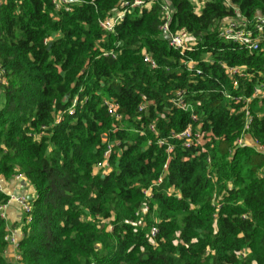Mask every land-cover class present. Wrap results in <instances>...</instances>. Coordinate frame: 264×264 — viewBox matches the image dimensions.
Masks as SVG:
<instances>
[{
  "label": "trees",
  "instance_id": "1",
  "mask_svg": "<svg viewBox=\"0 0 264 264\" xmlns=\"http://www.w3.org/2000/svg\"><path fill=\"white\" fill-rule=\"evenodd\" d=\"M78 1L70 11H55L52 0L0 5L7 80L0 84V178L22 175L35 189L31 220L21 222L22 264H264V154L236 144L245 135L264 146V99L253 97L264 87V38L251 52L219 37L234 7L252 20L264 0H211L200 14L190 0H159L127 15L115 33L100 20L124 0ZM164 3L173 9L171 29L193 34L195 51L180 54L160 31ZM109 51L116 57L103 55ZM189 60L200 75L187 69ZM222 63L244 67L245 77L229 75ZM178 89L210 141L186 149L172 140L166 180L141 221L144 190L167 162L158 140L192 122L172 105ZM105 99L117 101L121 122ZM109 141L118 143L111 169L94 174ZM170 188L181 197L168 196ZM8 200L0 189V206ZM155 217L160 232L152 241ZM7 228L0 213V264H13L3 257Z\"/></svg>",
  "mask_w": 264,
  "mask_h": 264
},
{
  "label": "built area",
  "instance_id": "2",
  "mask_svg": "<svg viewBox=\"0 0 264 264\" xmlns=\"http://www.w3.org/2000/svg\"><path fill=\"white\" fill-rule=\"evenodd\" d=\"M211 0H190L194 6V11L197 14H200L206 5L207 2ZM79 2L78 0H52L55 11L60 10H71V4ZM159 2V0H124L120 7L115 9L108 17L100 20V26L106 33H115L116 27L121 24V22L127 17V15L134 12L136 9L150 8L153 4ZM226 4L229 5L230 0H224ZM6 0H0V5L5 4ZM162 24L160 26V31L168 37L170 46L179 51L180 54H185L186 52L195 51L196 38L191 34L187 29L181 28L173 31L171 29V22L173 19V9L168 4H162ZM235 9V17L226 18L222 20L219 24V37L226 42L240 44L247 48L249 51L253 52L259 49L260 44L264 38V12L256 15L252 20H249L243 17L240 14L238 8ZM49 40L46 39L45 43L48 44ZM122 45L121 42L116 43V48H119ZM104 56L116 57L115 51L104 52ZM144 61L149 65L151 69H157L158 63L149 53H144ZM197 62L195 60H189L185 62V65L189 71L195 72V74L200 75L201 70L197 68ZM222 67L226 70L229 75H239L240 77H245V68L241 66H227L222 63ZM2 72L0 71V79ZM228 95V94H227ZM186 92L182 89L175 91L174 97L172 99V105L177 109L187 111L191 113L192 122L182 131L172 130L166 138L159 139L158 145L165 147L167 153V162L164 165V173L159 177L154 184L144 190L145 198L147 202L143 204L137 216L141 218V221H144L143 216L150 212V204L148 201L152 198L154 189L160 187L166 180L169 161L172 158V155L175 151L176 145L172 140L181 142L182 146L186 149L192 148H204L205 145L210 141L209 133H205L200 126L195 127L194 124L198 121V116L194 112V109L190 103L186 101ZM228 97H231L228 95ZM254 98L264 99V87L262 85H257L253 92ZM241 99V98H240ZM238 98L237 101H240ZM78 104V99L75 98L73 105L71 107V113H74V108ZM103 106H105L108 114L114 118V120L121 122L123 115L119 110V104L113 99H105L103 101ZM141 110L144 109V106H141ZM150 130L152 132L156 131L155 125H150ZM117 128L114 129L116 131ZM237 146L242 147L245 145H254L264 154V146L255 144L254 141L247 142L245 135H242L236 141ZM118 143L109 141L107 143L106 150L103 155V159L95 165L94 174L100 172H106L111 169V156L115 152V148ZM96 172V173H95ZM14 178L24 179L22 175H17ZM0 189L3 191L1 184ZM168 196H177L181 197V194L175 188H170L167 192ZM0 206L1 216L6 219L5 210L7 205L10 202ZM24 218L27 222L31 220V211L32 206L30 200L26 197H21L17 199ZM160 219L157 217L154 218L152 226L150 229V238L152 241H155L160 232L159 230ZM8 233L5 237L6 246L3 251V257L13 264H22V254L20 251V240L23 236L21 227L11 228L8 227Z\"/></svg>",
  "mask_w": 264,
  "mask_h": 264
},
{
  "label": "crops",
  "instance_id": "3",
  "mask_svg": "<svg viewBox=\"0 0 264 264\" xmlns=\"http://www.w3.org/2000/svg\"><path fill=\"white\" fill-rule=\"evenodd\" d=\"M3 102V94L0 91V106ZM247 139L249 140L250 138L247 137ZM0 184L3 192L11 199L5 210L7 227L19 229L24 219V214L17 199L26 197L29 200L31 197L32 200L35 197L34 186L27 179L18 178H0Z\"/></svg>",
  "mask_w": 264,
  "mask_h": 264
},
{
  "label": "rangeland",
  "instance_id": "4",
  "mask_svg": "<svg viewBox=\"0 0 264 264\" xmlns=\"http://www.w3.org/2000/svg\"><path fill=\"white\" fill-rule=\"evenodd\" d=\"M2 74V73H1ZM7 81L6 79H0V84H2L3 82ZM2 87L0 86V91H3ZM247 142H250V140L247 139ZM96 173V172H95ZM140 222V221H139ZM104 225L108 226V229H112V226L108 223V221H103L102 222ZM144 223V222H143Z\"/></svg>",
  "mask_w": 264,
  "mask_h": 264
},
{
  "label": "water",
  "instance_id": "5",
  "mask_svg": "<svg viewBox=\"0 0 264 264\" xmlns=\"http://www.w3.org/2000/svg\"><path fill=\"white\" fill-rule=\"evenodd\" d=\"M51 44H52V43H50V45H49V48L51 47ZM29 200L31 201V197H30V199H29Z\"/></svg>",
  "mask_w": 264,
  "mask_h": 264
}]
</instances>
